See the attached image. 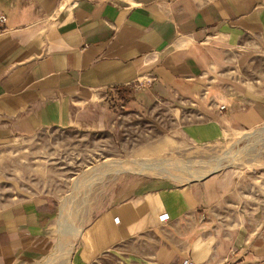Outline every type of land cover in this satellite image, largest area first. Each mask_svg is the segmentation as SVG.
I'll return each instance as SVG.
<instances>
[{
    "label": "crops",
    "instance_id": "crops-1",
    "mask_svg": "<svg viewBox=\"0 0 264 264\" xmlns=\"http://www.w3.org/2000/svg\"><path fill=\"white\" fill-rule=\"evenodd\" d=\"M0 15V147L44 131L115 133L121 88L124 107L172 120L194 146L252 143L264 126V0H0ZM261 163L240 178L113 188L67 264H264ZM2 173L0 264H33L58 246L60 204Z\"/></svg>",
    "mask_w": 264,
    "mask_h": 264
},
{
    "label": "rangeland",
    "instance_id": "rangeland-1",
    "mask_svg": "<svg viewBox=\"0 0 264 264\" xmlns=\"http://www.w3.org/2000/svg\"><path fill=\"white\" fill-rule=\"evenodd\" d=\"M112 101L119 118L115 133L44 131L0 147L4 182L24 193L51 194L60 204L57 255L52 252L33 264H67L82 226L108 207L115 187L162 179L178 185L209 174L240 178L250 174L252 162L264 160V126L252 143L230 148L229 140L200 147L177 138L169 130L175 126L172 120L142 118ZM249 147L260 151L258 159L246 153ZM258 166L264 175V163ZM260 198L264 208V195Z\"/></svg>",
    "mask_w": 264,
    "mask_h": 264
},
{
    "label": "trees",
    "instance_id": "trees-1",
    "mask_svg": "<svg viewBox=\"0 0 264 264\" xmlns=\"http://www.w3.org/2000/svg\"><path fill=\"white\" fill-rule=\"evenodd\" d=\"M131 92L130 90L127 89H116L115 93L111 94L114 95L113 99L115 98L116 100L121 101L122 103H127L128 101H130V95H128V93Z\"/></svg>",
    "mask_w": 264,
    "mask_h": 264
},
{
    "label": "built area",
    "instance_id": "built-area-1",
    "mask_svg": "<svg viewBox=\"0 0 264 264\" xmlns=\"http://www.w3.org/2000/svg\"><path fill=\"white\" fill-rule=\"evenodd\" d=\"M4 21V17L2 15H0V23ZM134 87L135 90H138L140 87H141V84L140 83H136V84H133L132 85ZM207 93V88H205L203 90V94L205 95ZM220 110L224 109L225 108V105L222 103L219 105L218 107ZM185 264H191V263H185Z\"/></svg>",
    "mask_w": 264,
    "mask_h": 264
}]
</instances>
